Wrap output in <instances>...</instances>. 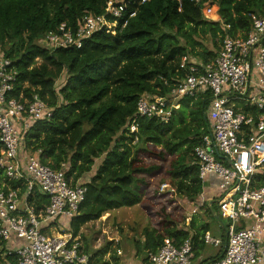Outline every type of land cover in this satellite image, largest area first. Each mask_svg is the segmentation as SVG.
Instances as JSON below:
<instances>
[{
  "label": "trees",
  "instance_id": "trees-1",
  "mask_svg": "<svg viewBox=\"0 0 264 264\" xmlns=\"http://www.w3.org/2000/svg\"><path fill=\"white\" fill-rule=\"evenodd\" d=\"M107 1L0 0V56L11 60L17 75L9 96L24 101L36 94L52 113L24 133L27 149H39L41 161L51 167L65 163L72 183L87 188L70 220L78 240L84 224L122 207L138 206L152 172L162 174L161 182L172 193L197 203L202 182L192 152L210 130L209 93L181 97L179 108L164 122L136 116L137 99L145 94L168 97L187 72L179 67L182 56L189 64H206L225 36L245 37L252 16H264V0H115L127 1V10L135 12L125 26L102 27L78 48L50 50L41 42L61 23L75 32L84 16L102 14ZM206 6L210 16L204 14ZM134 119L137 128L130 133ZM143 153L158 163L143 160ZM167 156L168 167L162 171ZM2 181L11 187L15 183L0 172V185ZM253 181L254 187L264 186V170ZM40 199L47 202L46 197ZM214 205L212 201L204 210L212 218ZM169 217L164 215L159 230H142L143 261L164 238L177 245L191 238L196 257L209 253L202 240L209 232L207 223L192 218L187 224L182 219L178 227ZM6 246L0 238V264L9 257ZM80 249L88 250L82 245ZM220 249L207 258H219ZM104 250L88 255L87 264H109L100 258Z\"/></svg>",
  "mask_w": 264,
  "mask_h": 264
},
{
  "label": "built area",
  "instance_id": "built-area-1",
  "mask_svg": "<svg viewBox=\"0 0 264 264\" xmlns=\"http://www.w3.org/2000/svg\"><path fill=\"white\" fill-rule=\"evenodd\" d=\"M127 5L108 0L102 14L84 16L75 32L64 23L47 32L44 45L50 50L78 48L102 27L111 29L118 23L123 27L135 14ZM204 10L210 16V7ZM250 23L245 37L225 36L206 64H189L182 56L179 67L187 72L168 97L145 94L137 99L136 116L164 122L181 97L209 93L210 130L192 152L202 182L196 209L205 210L203 185L208 176H215L218 191L210 202L217 206V217L227 220L221 225L223 240L209 232L202 237L205 245L221 248L219 258L196 257L191 238L178 245L164 238L154 252H147L142 264H264V186L253 185V176L264 170V16H252ZM11 64L0 56V172L15 182L13 187L4 181L0 185V238L9 256L2 264H87L89 256L70 229L87 188L72 183L65 163L51 167L41 161L39 149H27L24 133L36 121L49 120L52 113L36 94L24 101L9 96L17 82ZM128 128L130 133L136 131L135 119Z\"/></svg>",
  "mask_w": 264,
  "mask_h": 264
},
{
  "label": "rangeland",
  "instance_id": "rangeland-1",
  "mask_svg": "<svg viewBox=\"0 0 264 264\" xmlns=\"http://www.w3.org/2000/svg\"><path fill=\"white\" fill-rule=\"evenodd\" d=\"M209 15H211V10ZM44 39L43 36L41 40L43 44ZM140 157L147 162L158 163L146 153L141 154ZM169 160L170 156H167L161 163L162 171L167 169ZM162 178L161 173L155 174L154 172L147 177L146 186L141 190L142 202L138 206L122 207L103 214L95 221L84 224L80 229L79 240L82 248L88 250L82 251L91 255L105 249V254L100 257L103 262L113 264L115 260L111 255H114L118 264H138L141 257L145 255L141 247L143 243L142 230L145 227L159 230L161 228L159 223L165 214L170 215L169 219H175L174 222L176 221L178 227L182 226L183 221L186 222L192 218L197 221L201 220L200 222L208 224L211 236L221 238L223 233L221 225H225L227 220L216 216L213 218L207 216L203 208L196 209L198 203H201L200 197L197 203L187 201L185 197L172 193L171 187L161 182ZM214 206L216 207V205ZM137 242L140 243L136 244ZM117 250H120L121 253L117 254ZM206 250L217 252V248L212 246H207Z\"/></svg>",
  "mask_w": 264,
  "mask_h": 264
},
{
  "label": "crops",
  "instance_id": "crops-1",
  "mask_svg": "<svg viewBox=\"0 0 264 264\" xmlns=\"http://www.w3.org/2000/svg\"><path fill=\"white\" fill-rule=\"evenodd\" d=\"M218 183H219V179L217 177L212 176V175L207 177V180H206L205 184L203 185V195L207 199V202H204V208L205 207L207 208V207H209V205H211V202H210L212 200L211 198H213L214 194L218 191V188H217ZM215 215L217 217V213ZM190 220L191 219H189L188 221H186V223H189ZM218 228H220V227H218ZM14 242H15L14 239H12L10 241V243H14ZM217 252H218V250H217ZM214 254H215V252H209L207 255H205L203 253V254H200L198 257L200 259H204V258L208 259L207 257H209L211 255H214ZM143 257H145V256H142L141 257V260H140V262L138 264H142L144 262L143 261Z\"/></svg>",
  "mask_w": 264,
  "mask_h": 264
}]
</instances>
